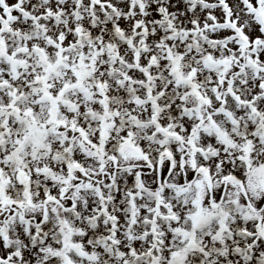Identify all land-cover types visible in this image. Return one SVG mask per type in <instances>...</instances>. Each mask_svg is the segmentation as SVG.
<instances>
[{
    "label": "snow or ice",
    "instance_id": "snow-or-ice-1",
    "mask_svg": "<svg viewBox=\"0 0 264 264\" xmlns=\"http://www.w3.org/2000/svg\"><path fill=\"white\" fill-rule=\"evenodd\" d=\"M0 264H264V0H0Z\"/></svg>",
    "mask_w": 264,
    "mask_h": 264
}]
</instances>
